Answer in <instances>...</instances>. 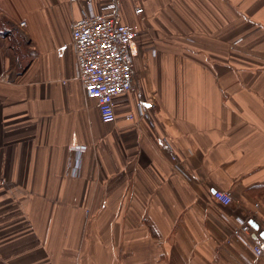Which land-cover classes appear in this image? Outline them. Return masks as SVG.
<instances>
[{"label": "crops", "instance_id": "obj_1", "mask_svg": "<svg viewBox=\"0 0 264 264\" xmlns=\"http://www.w3.org/2000/svg\"><path fill=\"white\" fill-rule=\"evenodd\" d=\"M99 5L0 0V264H264V0H122L139 52L111 123L71 27Z\"/></svg>", "mask_w": 264, "mask_h": 264}, {"label": "built area", "instance_id": "obj_2", "mask_svg": "<svg viewBox=\"0 0 264 264\" xmlns=\"http://www.w3.org/2000/svg\"><path fill=\"white\" fill-rule=\"evenodd\" d=\"M93 1L86 0L89 5ZM99 4V10L84 7L71 27L77 52L78 77L87 95L96 99L102 120L111 123L117 119V98L134 88L139 29L120 19L122 0H99ZM137 12H144L143 7H138ZM25 24V21L21 22V25ZM126 117L133 120L135 113L129 111ZM72 147L83 150L88 145L74 141ZM214 198L223 204L239 201L234 192L224 189H216ZM251 231L252 225L243 219L229 228V235L250 243ZM263 244L264 241L254 245L258 254L264 251Z\"/></svg>", "mask_w": 264, "mask_h": 264}, {"label": "water", "instance_id": "obj_3", "mask_svg": "<svg viewBox=\"0 0 264 264\" xmlns=\"http://www.w3.org/2000/svg\"><path fill=\"white\" fill-rule=\"evenodd\" d=\"M250 224L252 225V227H254L256 230H259L260 229V225L259 223L254 220V219H251L250 220ZM261 235L264 237V231L261 233ZM263 249H264V244H263Z\"/></svg>", "mask_w": 264, "mask_h": 264}, {"label": "trees", "instance_id": "obj_4", "mask_svg": "<svg viewBox=\"0 0 264 264\" xmlns=\"http://www.w3.org/2000/svg\"><path fill=\"white\" fill-rule=\"evenodd\" d=\"M254 188L259 191L262 195H264V184L256 185Z\"/></svg>", "mask_w": 264, "mask_h": 264}, {"label": "rangeland", "instance_id": "obj_5", "mask_svg": "<svg viewBox=\"0 0 264 264\" xmlns=\"http://www.w3.org/2000/svg\"><path fill=\"white\" fill-rule=\"evenodd\" d=\"M148 46H147V44L145 45V48H147Z\"/></svg>", "mask_w": 264, "mask_h": 264}]
</instances>
